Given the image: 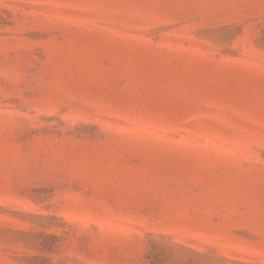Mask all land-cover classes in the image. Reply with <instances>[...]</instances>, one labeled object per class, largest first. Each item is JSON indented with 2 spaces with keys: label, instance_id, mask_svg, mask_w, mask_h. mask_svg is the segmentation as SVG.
Segmentation results:
<instances>
[{
  "label": "rangeland",
  "instance_id": "obj_1",
  "mask_svg": "<svg viewBox=\"0 0 264 264\" xmlns=\"http://www.w3.org/2000/svg\"><path fill=\"white\" fill-rule=\"evenodd\" d=\"M0 264H264V0H0Z\"/></svg>",
  "mask_w": 264,
  "mask_h": 264
}]
</instances>
